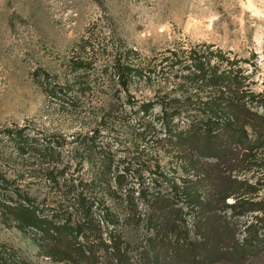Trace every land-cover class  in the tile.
<instances>
[{
    "label": "rangeland",
    "instance_id": "1",
    "mask_svg": "<svg viewBox=\"0 0 264 264\" xmlns=\"http://www.w3.org/2000/svg\"><path fill=\"white\" fill-rule=\"evenodd\" d=\"M200 64L264 95V0H0V264H69L29 224L72 180L144 246L153 197L201 188L166 142L194 114L177 100L206 95ZM249 157L240 178L264 202V146Z\"/></svg>",
    "mask_w": 264,
    "mask_h": 264
},
{
    "label": "trees",
    "instance_id": "2",
    "mask_svg": "<svg viewBox=\"0 0 264 264\" xmlns=\"http://www.w3.org/2000/svg\"><path fill=\"white\" fill-rule=\"evenodd\" d=\"M226 69L200 64L191 83L206 95L177 100L172 114L194 112L186 129L167 124L169 150L201 188L153 197L154 235L138 246L119 232L130 216L75 192L72 180L71 196L52 220L29 224L48 257L69 264H264V202L252 201L254 186L240 178L254 166L251 152L264 146V95L252 94L239 72Z\"/></svg>",
    "mask_w": 264,
    "mask_h": 264
}]
</instances>
